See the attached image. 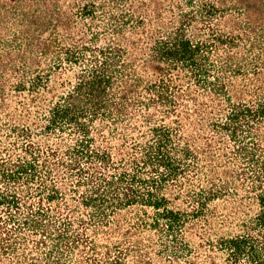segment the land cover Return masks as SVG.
Segmentation results:
<instances>
[{"label": "trees", "instance_id": "1", "mask_svg": "<svg viewBox=\"0 0 264 264\" xmlns=\"http://www.w3.org/2000/svg\"><path fill=\"white\" fill-rule=\"evenodd\" d=\"M0 264H264V0H0Z\"/></svg>", "mask_w": 264, "mask_h": 264}]
</instances>
